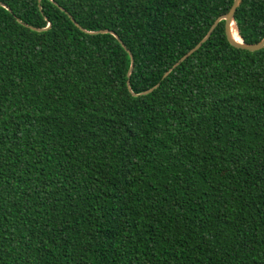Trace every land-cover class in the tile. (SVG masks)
<instances>
[{
    "label": "trees",
    "instance_id": "obj_1",
    "mask_svg": "<svg viewBox=\"0 0 264 264\" xmlns=\"http://www.w3.org/2000/svg\"><path fill=\"white\" fill-rule=\"evenodd\" d=\"M0 2V264H264V47L169 70L233 0Z\"/></svg>",
    "mask_w": 264,
    "mask_h": 264
},
{
    "label": "water",
    "instance_id": "obj_2",
    "mask_svg": "<svg viewBox=\"0 0 264 264\" xmlns=\"http://www.w3.org/2000/svg\"><path fill=\"white\" fill-rule=\"evenodd\" d=\"M241 1L242 0H233V2L231 4V6L229 7L228 11L225 12L224 14H221L220 16H218L214 20V22L211 24V26L209 27V29L206 32V34L201 38V40L196 45H194L191 49H189L184 55H182L173 64V66L171 68H169V70H171L173 67L178 65L181 61H183L187 56H189L194 51H196L202 45V43L205 42L210 37V34L212 33V31L215 29L216 25L220 21H223V23H224L225 37H226L227 41L232 46L237 47V48L246 49V50H249V51H257V50H260L261 48H263L264 47V37L261 38L256 43H245V42H243V40L241 39V37H240V35L238 33V29H237V25H236V22H235L234 15H235V11H236L237 7L240 5ZM0 5L5 7L6 9H9L5 4H3L1 2H0ZM39 8H40V5H39ZM69 17H70L71 21L84 32H87V33L109 32V33H111L119 41V43L127 50L128 54H129V57H130V65H129V69H128L127 75H129L131 73V71L133 69V56H132L131 52L125 47V45L123 44V42L121 41V39L119 38V36L117 34H115L113 31H110V30H107V29L98 30V31L85 30L84 28L80 27L77 24V22L70 15H69ZM49 25H50V23H48L47 27ZM47 27H45V28H47ZM31 28L35 29V30H41V29H38V28H35V27H31ZM45 28H42V29H45ZM235 30L237 31L239 39H236L235 36H234ZM169 70L164 73V76L167 75ZM157 85H158V83L155 86H153L152 88H149V89H147V90H145L143 92H140V93H133L132 92V95L136 96V95H140V94H146V93L150 92L153 88H155ZM127 86L129 88V90L131 91L130 85H129V81H127Z\"/></svg>",
    "mask_w": 264,
    "mask_h": 264
},
{
    "label": "bare ground",
    "instance_id": "obj_3",
    "mask_svg": "<svg viewBox=\"0 0 264 264\" xmlns=\"http://www.w3.org/2000/svg\"><path fill=\"white\" fill-rule=\"evenodd\" d=\"M234 36H235V38L236 39H239V36H238V34H237V31L235 30V32H234Z\"/></svg>",
    "mask_w": 264,
    "mask_h": 264
}]
</instances>
